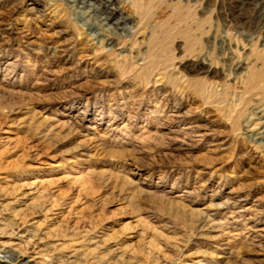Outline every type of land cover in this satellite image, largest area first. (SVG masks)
Masks as SVG:
<instances>
[{"label": "rangeland", "instance_id": "374dc122", "mask_svg": "<svg viewBox=\"0 0 264 264\" xmlns=\"http://www.w3.org/2000/svg\"><path fill=\"white\" fill-rule=\"evenodd\" d=\"M259 1L0 0V264H264Z\"/></svg>", "mask_w": 264, "mask_h": 264}, {"label": "bare ground", "instance_id": "6f19581e", "mask_svg": "<svg viewBox=\"0 0 264 264\" xmlns=\"http://www.w3.org/2000/svg\"><path fill=\"white\" fill-rule=\"evenodd\" d=\"M70 1L73 2L74 4L79 3V0H70ZM107 1H109V0H107ZM246 3H248V0H243L242 4H246ZM258 3L264 4V0H260ZM108 19H109V17H103L102 21H107ZM116 22H118V21H116ZM3 261H6V259H3V257L0 258V262H3ZM25 262L23 264H26Z\"/></svg>", "mask_w": 264, "mask_h": 264}, {"label": "clouds", "instance_id": "9594fccd", "mask_svg": "<svg viewBox=\"0 0 264 264\" xmlns=\"http://www.w3.org/2000/svg\"><path fill=\"white\" fill-rule=\"evenodd\" d=\"M129 30H130V32H131V31H132V28L130 27Z\"/></svg>", "mask_w": 264, "mask_h": 264}]
</instances>
